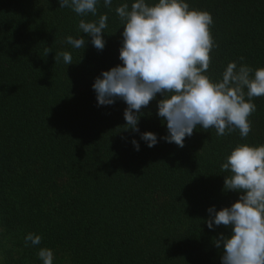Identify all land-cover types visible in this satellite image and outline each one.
Listing matches in <instances>:
<instances>
[{"label": "trees", "instance_id": "16d2710c", "mask_svg": "<svg viewBox=\"0 0 264 264\" xmlns=\"http://www.w3.org/2000/svg\"><path fill=\"white\" fill-rule=\"evenodd\" d=\"M132 2L108 9L98 0L97 17H81L59 0H0V264H43L40 247L53 264H222L213 240L230 229L204 221L209 207L238 199L223 190L221 164L239 143L264 144V96L253 98L246 138L198 127L182 148L166 142L160 94L138 125L157 134L155 146L122 130L126 103L98 106L92 84L122 63L115 8ZM186 2L213 19L210 78L221 79L230 61L264 67V0ZM100 14L108 15L102 51L78 29ZM70 35L86 37L84 51L66 43ZM60 51L74 63L55 64ZM29 232L42 236L39 246H26Z\"/></svg>", "mask_w": 264, "mask_h": 264}, {"label": "clouds", "instance_id": "9594fccd", "mask_svg": "<svg viewBox=\"0 0 264 264\" xmlns=\"http://www.w3.org/2000/svg\"><path fill=\"white\" fill-rule=\"evenodd\" d=\"M97 4L98 0H59L60 8H70L81 17H97ZM103 5L111 9L112 0H103ZM115 12L123 27L122 63L101 70L92 88L98 106L112 105L117 99L126 103L122 130L140 133L142 110L160 94L156 115L166 124L167 135L161 139L168 143L182 148L185 137H191L198 127L214 128L218 136L238 129L242 138L248 137L252 130L249 117L256 110L253 98L264 96V67L253 69L230 61L221 79L210 78L206 73L214 41L213 19L207 11L190 8L186 0H156L152 4L134 0L130 6L118 5ZM107 21V14L79 20V31L91 38L98 51L105 48ZM66 43L84 51L87 40L84 35H70ZM51 51L46 48L44 56ZM61 58L66 66L74 63L69 51L55 53V64ZM140 139L148 147L158 142L152 131L140 133ZM131 142L138 151L139 142L134 138ZM221 169L229 173L223 190L239 193L230 206L209 207L210 215L204 221L209 229L221 225L230 229L213 240L222 251V264H264V144H237ZM24 239L26 246H39L42 236L29 232ZM38 256L43 264H53L51 249L40 247Z\"/></svg>", "mask_w": 264, "mask_h": 264}, {"label": "rangeland", "instance_id": "374dc122", "mask_svg": "<svg viewBox=\"0 0 264 264\" xmlns=\"http://www.w3.org/2000/svg\"><path fill=\"white\" fill-rule=\"evenodd\" d=\"M0 258H1V256H0Z\"/></svg>", "mask_w": 264, "mask_h": 264}]
</instances>
